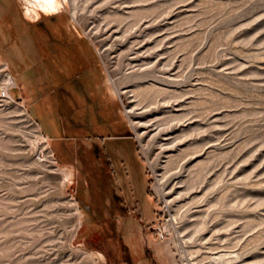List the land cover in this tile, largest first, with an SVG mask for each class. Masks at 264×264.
I'll return each instance as SVG.
<instances>
[{"label":"rangeland","instance_id":"374dc122","mask_svg":"<svg viewBox=\"0 0 264 264\" xmlns=\"http://www.w3.org/2000/svg\"><path fill=\"white\" fill-rule=\"evenodd\" d=\"M21 1L92 44L132 136L108 139L112 161L147 195L144 221L100 224L116 210L82 160L92 144L49 138L80 128L15 84L6 96L0 58V264H264V0Z\"/></svg>","mask_w":264,"mask_h":264},{"label":"crops","instance_id":"0c3cea01","mask_svg":"<svg viewBox=\"0 0 264 264\" xmlns=\"http://www.w3.org/2000/svg\"><path fill=\"white\" fill-rule=\"evenodd\" d=\"M62 13L61 9L53 13L42 10L37 16H29L21 0H0V58L12 71L17 94L29 96L31 106L45 101L50 109L53 102L56 110L80 128L69 136L61 132L51 135L37 118L51 139L72 137L73 142L81 138L80 144L86 145L96 143L99 135L108 136L90 132V128H111L116 132L110 135L128 138L92 44ZM5 54L17 61L20 72H29L21 82Z\"/></svg>","mask_w":264,"mask_h":264},{"label":"flooded vegetation","instance_id":"af4514ba","mask_svg":"<svg viewBox=\"0 0 264 264\" xmlns=\"http://www.w3.org/2000/svg\"><path fill=\"white\" fill-rule=\"evenodd\" d=\"M127 137L131 138L132 136L129 134ZM109 138H119V136H100L99 139H101V144L100 142L92 144L90 153L84 148V145H82L81 149L83 155L82 160L85 161L84 163L89 164L88 159L92 158V155L96 158L97 169L99 170L98 181L100 188L99 192H101L100 198L102 199V196L104 198L108 191L115 200V204H112L110 207L113 210L115 209L116 212L108 217L107 222L112 223L121 221L119 216L124 219L130 215L136 216L141 221H144L143 204L144 196L147 195V188L146 186L143 188L138 186L134 179V173L128 166H124L122 178L118 176L117 168L112 161V149L109 146ZM88 154H91L90 158ZM99 213H103V210H99ZM102 215H104V213ZM106 218L107 217L104 215V219Z\"/></svg>","mask_w":264,"mask_h":264},{"label":"bare ground","instance_id":"6f19581e","mask_svg":"<svg viewBox=\"0 0 264 264\" xmlns=\"http://www.w3.org/2000/svg\"><path fill=\"white\" fill-rule=\"evenodd\" d=\"M27 2H33L34 3V1H37V2H39V1H41L42 2V4H43V6H44V8L45 9H47V10H53V9H55L56 8V6H57V2H58V0H51V2H49V0H26ZM7 64L5 63V66H6ZM5 80H6V82H7V85L8 86H6L5 88H4V91H5V93H6V96H8V97H10L11 96V94H10V91H11V88H12V86L15 84L16 85V80H15V78H14V76L12 75V73H8L7 75H6V78H5ZM115 91H116V89H115ZM115 93V92H114ZM118 94V93H117ZM133 94H135V96H138V95H142V93H138V92H136V91H134V93ZM33 98V97H32ZM30 99V98H29ZM28 99V100H29ZM149 102V101H148ZM138 104H141L142 103V100H140V101H138L137 102ZM127 111H128V109H127ZM130 111V110H129ZM133 120V122L135 123V122H137V124H139L140 123V121L139 120H134V118L132 119ZM170 127V126H169ZM166 129V128H165ZM40 138H41V140H43V137L42 136H40ZM40 140V139H39ZM69 165V164H68ZM77 210H79V208H77ZM80 211V210H79ZM228 253H220V257L222 258V263L221 264H234V262L232 261V259H230L229 257H228V255H227ZM230 255H231V252H230ZM233 255V254H232ZM234 257V256H233ZM218 258V257H217ZM234 259V258H233ZM221 261V260H220Z\"/></svg>","mask_w":264,"mask_h":264},{"label":"built area","instance_id":"2783aa9c","mask_svg":"<svg viewBox=\"0 0 264 264\" xmlns=\"http://www.w3.org/2000/svg\"><path fill=\"white\" fill-rule=\"evenodd\" d=\"M158 234H159V237H160V238H164V237L166 236V233H165V231H164L163 229H161V230L158 232Z\"/></svg>","mask_w":264,"mask_h":264},{"label":"trees","instance_id":"16d2710c","mask_svg":"<svg viewBox=\"0 0 264 264\" xmlns=\"http://www.w3.org/2000/svg\"><path fill=\"white\" fill-rule=\"evenodd\" d=\"M102 222H103V223H100V224H105V223H109L110 225L113 224V222H112V223L107 222V218H106V219H103Z\"/></svg>","mask_w":264,"mask_h":264},{"label":"snow or ice","instance_id":"6c2138e0","mask_svg":"<svg viewBox=\"0 0 264 264\" xmlns=\"http://www.w3.org/2000/svg\"><path fill=\"white\" fill-rule=\"evenodd\" d=\"M49 2H51V0H49Z\"/></svg>","mask_w":264,"mask_h":264}]
</instances>
